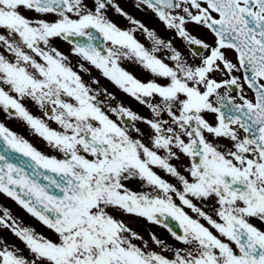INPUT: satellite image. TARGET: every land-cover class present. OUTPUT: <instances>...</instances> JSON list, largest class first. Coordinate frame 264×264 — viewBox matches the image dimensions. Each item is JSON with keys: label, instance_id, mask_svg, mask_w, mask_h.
<instances>
[{"label": "snow or ice", "instance_id": "6c2138e0", "mask_svg": "<svg viewBox=\"0 0 264 264\" xmlns=\"http://www.w3.org/2000/svg\"><path fill=\"white\" fill-rule=\"evenodd\" d=\"M0 117V264H264V0H0Z\"/></svg>", "mask_w": 264, "mask_h": 264}, {"label": "flooded vegetation", "instance_id": "af4514ba", "mask_svg": "<svg viewBox=\"0 0 264 264\" xmlns=\"http://www.w3.org/2000/svg\"><path fill=\"white\" fill-rule=\"evenodd\" d=\"M129 11H132L134 12L135 15L139 16L141 19H144L147 23H149L150 25H154L156 27H158L161 31V34L162 35H165V33L163 32V29H162V25H158L156 24L155 20H153L150 16H144L143 14L141 13H137L135 12L134 9H132L129 6H127ZM121 23H123V21H121ZM61 47L64 49V50H67V45L66 44H62ZM130 67V66H129ZM139 74V73H137ZM93 75H96L98 76L99 74L96 73L95 71H93ZM85 79H87V77H85ZM103 84H105L106 86H108L111 89V86L107 84V81H101ZM126 103H131L133 105V107L139 109V106L135 104V102L129 100L128 98L124 97ZM0 119H3V117H0ZM7 126L9 128H11L12 130L14 131H17L18 133L22 134V135H25L28 139L31 140V142H33L38 148H41V149H44V145H43V142L41 140H39L38 138L32 136L25 128V126L17 121H10L7 123ZM0 202H2L3 204L9 206L12 208L13 212L16 213L17 215H20V216H23L25 221L28 222V223H32V224H36L35 221L33 220H29L28 217L24 216V214L22 212H20V210L17 208V206L10 200L0 196ZM37 227H39V225H37ZM153 231H155L158 235L162 236V237H167V233L165 232V230L161 229V228H153ZM5 236L7 237L8 240L10 241H13V242H16L15 241V238L12 237L10 234L8 233H5ZM18 243V242H17Z\"/></svg>", "mask_w": 264, "mask_h": 264}]
</instances>
